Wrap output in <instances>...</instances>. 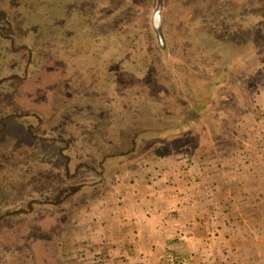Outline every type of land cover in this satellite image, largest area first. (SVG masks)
Listing matches in <instances>:
<instances>
[{
  "label": "rangeland",
  "instance_id": "rangeland-1",
  "mask_svg": "<svg viewBox=\"0 0 264 264\" xmlns=\"http://www.w3.org/2000/svg\"><path fill=\"white\" fill-rule=\"evenodd\" d=\"M127 2L119 50L82 28L0 50L7 109L33 126L14 151L18 198L1 187L0 264H264V0H161L163 47L158 0ZM162 175L197 199L185 223L208 250L141 262L146 241L108 213Z\"/></svg>",
  "mask_w": 264,
  "mask_h": 264
},
{
  "label": "trees",
  "instance_id": "trees-1",
  "mask_svg": "<svg viewBox=\"0 0 264 264\" xmlns=\"http://www.w3.org/2000/svg\"><path fill=\"white\" fill-rule=\"evenodd\" d=\"M48 1L0 0V50L10 52L13 50L18 51L21 45V47L26 48L27 45L33 46L37 39L42 41L48 38L47 31L50 28H55L54 36H56L57 43L62 46L68 44L70 39H75L77 34L80 36L79 30L82 28L86 30L88 35L98 31L99 36L106 37L107 42L102 45H106L108 48L113 45L114 50H119V41L125 37H123L124 31H119L121 27H117V25L124 23V16L129 12L127 0H103L101 1L103 5H99L97 0H57L54 3L52 2L51 5H47L46 2ZM161 8L162 2L158 0L156 11H154L153 26L158 34V42L163 47ZM29 17H33L30 23L27 20ZM28 27H33L38 32L34 35L28 30ZM111 29L115 31L114 33H117L114 42L110 41L111 36H108ZM99 36L94 43H90H100L98 41ZM28 51L23 53L22 59L28 53L29 58L35 57L31 49H28ZM7 70L3 67L0 70V192L2 186L12 189H9L7 194V203H9L18 198L16 187L19 188L20 180L23 177L21 170H19L21 168L13 164L17 139L22 138L19 130H27L32 135L33 126L31 122L26 124L25 121L24 125L20 126L18 119H16V112L7 109L6 104L9 102L10 93L6 85V80L10 79L7 77ZM2 80H5V83ZM172 149L168 148L166 150L167 154H171ZM8 178H11V181ZM0 213V219L6 216L2 212Z\"/></svg>",
  "mask_w": 264,
  "mask_h": 264
},
{
  "label": "crops",
  "instance_id": "crops-1",
  "mask_svg": "<svg viewBox=\"0 0 264 264\" xmlns=\"http://www.w3.org/2000/svg\"><path fill=\"white\" fill-rule=\"evenodd\" d=\"M163 172L170 174L167 171ZM167 175H162L165 178H157L158 180L151 178L149 186L147 181L146 184L142 181L130 183L125 190L121 191L120 200L123 203L118 207L115 204L116 208L108 213L110 214L109 221L119 223L120 234H126L127 240L135 243L141 239L146 241L148 245L144 246L143 256L135 257V259L142 260L141 262L145 259L161 260L173 255L176 258L178 256L182 258L188 253H199L204 248L208 250L201 243V237L198 234L190 236L188 232L190 229L188 224L198 222L195 214L198 210L195 204L197 199L190 198L191 200H186V202L177 200L174 190L172 193L173 186H170V179H167ZM170 175L174 179L172 182L175 184L179 182L176 172ZM164 180L166 182H162ZM178 189L181 192L179 187ZM191 195L194 196L195 193ZM120 222H122L121 225ZM208 238L210 237L206 239ZM212 240L208 244L212 245L214 242ZM167 244H171L169 247L174 250L168 251ZM235 251L233 248L234 253Z\"/></svg>",
  "mask_w": 264,
  "mask_h": 264
}]
</instances>
